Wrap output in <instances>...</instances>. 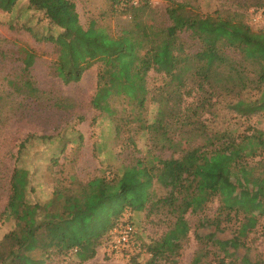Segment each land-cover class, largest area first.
Wrapping results in <instances>:
<instances>
[{"label": "trees", "instance_id": "1", "mask_svg": "<svg viewBox=\"0 0 264 264\" xmlns=\"http://www.w3.org/2000/svg\"><path fill=\"white\" fill-rule=\"evenodd\" d=\"M26 1L29 9L41 12L54 28L42 36L26 31L37 42L55 48L52 70L63 84L80 81L97 65L96 89L90 100L93 109L116 121L115 97L123 104V111L129 110L125 123H135L151 140L163 143L160 148L176 151L171 133L189 147L177 159L165 163L156 159L157 165L142 162V169L124 168L111 178L93 177L75 187L71 185L73 178L69 184L58 181L43 204L28 199L32 191L29 173L15 165L3 209L13 220V227L0 240V264H46L52 257L68 254H74L80 264L86 263L96 256L107 234L109 242L111 231L125 212L166 208L175 219L174 229L181 217L203 209L210 196L219 193V183L229 186V163L221 160L216 162L210 186L203 187L192 177L186 164L200 163L208 154L226 151L242 159L259 157L256 163L261 172L256 180L264 198V129L252 128L237 137L231 131L209 129L220 105L242 117L264 113V30L252 29L243 12L215 10L203 14L187 0H166L163 22L155 24L149 20L153 11L148 0H105L112 12L129 15L128 28L111 33L95 20L82 24L74 0ZM17 2L0 0V10L10 13ZM18 52L22 75L15 89L27 98H38L39 90L30 75L36 54L26 47ZM150 72L161 77L157 87H149ZM251 91L258 95L248 100L244 93ZM148 102L157 106L151 122L143 117ZM54 106L64 107L59 101ZM115 133H120L119 126ZM29 139L19 144L16 162ZM168 172L172 181L164 178ZM155 186L166 190L163 197L155 196ZM207 189L212 192L210 196L204 191ZM232 211L237 224L233 238L245 246L249 233L259 219H264V204L258 214L242 208ZM127 222L133 227L130 219ZM167 234L160 249L154 245L149 250L154 258L167 245ZM181 245V240L171 245L174 255ZM148 264L158 263L150 259Z\"/></svg>", "mask_w": 264, "mask_h": 264}, {"label": "rangeland", "instance_id": "2", "mask_svg": "<svg viewBox=\"0 0 264 264\" xmlns=\"http://www.w3.org/2000/svg\"><path fill=\"white\" fill-rule=\"evenodd\" d=\"M148 1L153 11L149 20L155 24L162 23L166 0ZM187 1L203 14L215 10L241 11L252 29L264 30V17L258 22L251 19L253 11L264 7L256 4H264V0ZM74 2L84 25L95 20L111 33L129 26V15L120 11L112 12L105 0ZM26 30L42 36L54 28L41 12L29 9L26 0H18L10 13L0 10V240L13 227V220L6 217L3 209L15 165L29 173L32 191L28 199L43 204L58 181L69 184L73 178L71 185L75 187L93 177L111 178L124 168L142 169L144 164L157 165L156 159L163 163L177 159L181 151L189 147V143L171 133V138L174 136L172 139L177 143L176 151L160 148L163 143L151 140L146 131L138 130L135 123H125L129 110L123 111V104L115 97L112 105L117 111L116 121L93 109L90 100L96 89L97 65L86 71L80 81L65 85L52 70L55 48L48 43L37 42ZM183 37L186 38V35ZM23 47L36 54L35 63L30 69V75L39 90V96L35 99L27 98L14 85L21 80V55L18 51ZM148 84L150 88L157 87L161 84V77L150 72ZM257 95L256 91L244 93L248 100L255 99ZM55 101L64 107L56 108ZM156 111V104L148 102L143 117L151 122ZM217 114L209 123L210 130L231 131L237 137L250 132L252 128L264 129V113L242 117L220 105ZM116 126H119L118 135L115 133ZM26 137L30 139L16 162L19 144ZM40 137L49 138L42 140ZM154 142L157 145H152ZM233 155L231 157L230 152L226 151L208 154L200 163L186 164L192 171V177L203 187H208L214 180L216 162L221 160L229 163L226 172L229 186L219 183L221 188L215 196L208 189L204 190L212 198L204 204L203 209L193 214L188 212L179 219L174 229L175 219L166 208L125 212L119 217L118 223L128 219L132 222L134 234L130 247L122 252H112L107 234L96 256L83 264H148L150 259H156L158 264H264V219H259L244 246L233 238L237 224L234 223L233 211L230 212L233 208H242L255 214L263 210L264 198L261 197L256 180L261 172L256 163L259 157L242 159L241 156ZM164 178L172 181L170 172ZM165 193L166 190L155 186L156 197H163ZM194 232L199 239L195 238ZM166 233L167 245L163 247L161 255L154 258L149 250L154 245L160 249ZM180 240L182 247L178 255H174L171 245ZM46 264L80 263L74 254H68L60 258L52 257Z\"/></svg>", "mask_w": 264, "mask_h": 264}, {"label": "built area", "instance_id": "3", "mask_svg": "<svg viewBox=\"0 0 264 264\" xmlns=\"http://www.w3.org/2000/svg\"><path fill=\"white\" fill-rule=\"evenodd\" d=\"M137 1H134L136 3ZM264 17V8L257 9L252 12L251 19L253 22H258ZM134 234V228L127 222L119 223L111 231L110 250L114 253L127 250L131 245V240Z\"/></svg>", "mask_w": 264, "mask_h": 264}]
</instances>
